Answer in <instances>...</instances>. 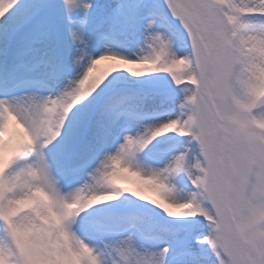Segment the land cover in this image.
<instances>
[{
  "label": "snow or ice",
  "instance_id": "obj_1",
  "mask_svg": "<svg viewBox=\"0 0 264 264\" xmlns=\"http://www.w3.org/2000/svg\"><path fill=\"white\" fill-rule=\"evenodd\" d=\"M0 264H264V0H0Z\"/></svg>",
  "mask_w": 264,
  "mask_h": 264
},
{
  "label": "rangeland",
  "instance_id": "obj_2",
  "mask_svg": "<svg viewBox=\"0 0 264 264\" xmlns=\"http://www.w3.org/2000/svg\"><path fill=\"white\" fill-rule=\"evenodd\" d=\"M178 71H179V69H178ZM127 175H128V174L125 173L122 177H125V176H127ZM136 182H137V185L133 188V190H138V181H137V179H136ZM145 189H148V188H144L143 191H144ZM142 193H143V192H142ZM149 199H159V197H158V195H157L156 198H149Z\"/></svg>",
  "mask_w": 264,
  "mask_h": 264
},
{
  "label": "bare ground",
  "instance_id": "obj_3",
  "mask_svg": "<svg viewBox=\"0 0 264 264\" xmlns=\"http://www.w3.org/2000/svg\"><path fill=\"white\" fill-rule=\"evenodd\" d=\"M104 63H105V62H104ZM102 65H103V64H102ZM102 65H101V66H102Z\"/></svg>",
  "mask_w": 264,
  "mask_h": 264
}]
</instances>
